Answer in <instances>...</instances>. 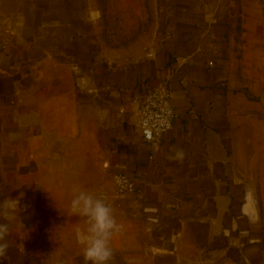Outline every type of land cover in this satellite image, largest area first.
<instances>
[{"label":"crops","instance_id":"obj_1","mask_svg":"<svg viewBox=\"0 0 264 264\" xmlns=\"http://www.w3.org/2000/svg\"><path fill=\"white\" fill-rule=\"evenodd\" d=\"M100 18L90 0H23L0 17V264H84L74 187L103 197L123 226L109 264H264L261 208L237 143L263 120L264 94L254 99L237 78L230 1L157 0L149 42L134 51L107 44ZM164 81L174 119L154 149L133 98ZM51 84L101 113L104 182L55 171L67 162L44 138ZM117 173L134 189L117 193Z\"/></svg>","mask_w":264,"mask_h":264},{"label":"rangeland","instance_id":"obj_2","mask_svg":"<svg viewBox=\"0 0 264 264\" xmlns=\"http://www.w3.org/2000/svg\"><path fill=\"white\" fill-rule=\"evenodd\" d=\"M90 1L101 14L99 34L107 44L126 51L145 48L157 0ZM229 1L232 57L237 78L254 99H259L264 94V0ZM22 2L0 0V17L15 11ZM46 91L54 102L44 120V125L51 130L44 136L45 142L58 145V158L67 162L55 171L76 185L104 182L107 170L101 113L74 105L67 87L51 84ZM59 95L61 98H55ZM237 143L240 165L251 178L250 185L257 195L264 222V118L242 127Z\"/></svg>","mask_w":264,"mask_h":264},{"label":"clouds","instance_id":"obj_3","mask_svg":"<svg viewBox=\"0 0 264 264\" xmlns=\"http://www.w3.org/2000/svg\"><path fill=\"white\" fill-rule=\"evenodd\" d=\"M176 155L177 158L182 157V150H177ZM13 201L8 199L3 203L6 215L7 209L12 208ZM70 210L73 215L83 220L84 226L76 229V239L82 246L84 264H109L113 256L111 241L123 227L117 222L113 208L94 192L74 187ZM8 231V225L0 223V257L7 255Z\"/></svg>","mask_w":264,"mask_h":264},{"label":"built area","instance_id":"obj_4","mask_svg":"<svg viewBox=\"0 0 264 264\" xmlns=\"http://www.w3.org/2000/svg\"><path fill=\"white\" fill-rule=\"evenodd\" d=\"M133 102L137 104L140 129L150 132L151 146H159L164 132L171 126L174 111L171 104V91L167 83L160 82L151 86L142 95L135 96ZM114 189L117 193H124L134 189V183L124 173L114 175Z\"/></svg>","mask_w":264,"mask_h":264},{"label":"water","instance_id":"obj_5","mask_svg":"<svg viewBox=\"0 0 264 264\" xmlns=\"http://www.w3.org/2000/svg\"><path fill=\"white\" fill-rule=\"evenodd\" d=\"M250 203H251V206L253 207L256 215H259L258 198H257V195L254 191L250 192Z\"/></svg>","mask_w":264,"mask_h":264}]
</instances>
